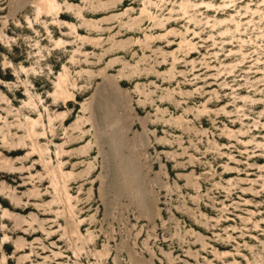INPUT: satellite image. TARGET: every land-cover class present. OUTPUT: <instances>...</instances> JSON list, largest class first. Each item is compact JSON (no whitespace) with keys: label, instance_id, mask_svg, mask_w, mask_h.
Returning <instances> with one entry per match:
<instances>
[{"label":"rangeland","instance_id":"374dc122","mask_svg":"<svg viewBox=\"0 0 264 264\" xmlns=\"http://www.w3.org/2000/svg\"><path fill=\"white\" fill-rule=\"evenodd\" d=\"M40 1L0 0V264H264L263 0Z\"/></svg>","mask_w":264,"mask_h":264},{"label":"bare ground","instance_id":"6f19581e","mask_svg":"<svg viewBox=\"0 0 264 264\" xmlns=\"http://www.w3.org/2000/svg\"><path fill=\"white\" fill-rule=\"evenodd\" d=\"M130 1L131 0H123L121 2L123 4H125V7H128V4H129ZM134 2H136V1H134ZM263 3H264V0H263ZM201 4H206L207 7L214 6V5H211L210 3H207L205 0ZM199 5L200 4H193L192 6L196 8ZM36 8H37V16H38V18H40V16H42V15H45V16H48V17H50L52 15L53 16H57L56 19L53 20V22L51 23V25H53L55 27L60 26L61 28L63 26L64 27H70L74 32L78 33V29H79L78 26L74 25L73 23H70V22H67V21H63V19H62L61 16H62V14H64V12H67V11H64L63 10L62 6L59 3V0H41L38 4H36ZM99 8H102V5L97 6L96 9H99ZM182 10H183V12H184L185 15H188L189 14V6L186 3H183ZM145 11H146V9H144L142 12L144 13ZM96 12H98V11H96ZM248 12L245 13L246 15L243 18L237 19L235 17L232 20V22L235 24V31H236V33H241L242 32V29H243L242 26L243 25H246L247 26V21L250 18H252V19L249 21V23H251V22L255 21L256 19H258L260 17V14H261L260 9H258L257 11L252 12L251 15H249ZM257 15H259V16L257 17ZM79 16L82 17V18H84V15L81 14V13L79 14ZM247 17H249V18H248V20L245 23L244 22V18H247ZM192 21H194V19H191V22ZM174 22H176V21L173 20V19L170 20V23H174ZM226 22H227V19L226 20H219V24L218 25H224ZM195 23L197 24V22H195ZM225 25H224V27H225ZM214 27H215V25H214ZM230 31H231V27L230 26H226V29L223 30V31L221 30V32H220L221 33V36L224 37V38L225 37H232L233 39H235L236 38V35L234 33H230ZM195 35H197V37H198V32L197 31H195ZM199 37H201V36H199ZM160 38H165V37L164 36H161ZM240 39H242V38L240 37ZM51 41L54 43L55 49H59V48L65 47V45L67 44L63 39H55V38H53ZM190 44L193 47L192 49L195 50L196 49V46H195L194 42L191 41ZM193 50H192L191 54H194V53L197 52V51H193ZM231 52H234V51L231 50ZM243 55H245V53H243ZM67 84H68V75H67V73L60 75L59 80H58V82H56V85H55L56 86V91L54 92V96L57 97V98L58 97H62V98L67 97V95H68V93H67L68 92V90H67ZM33 123L36 124L37 121H33ZM33 133H34V135H36L35 130L33 131ZM13 150H16L15 152H18V151H20L22 149L21 148H16V149H13ZM36 152H40V151L37 148H34L33 153H30L27 156L28 157H36V155H37ZM61 153L64 154L65 153V150L62 149V150H60L58 152V154H61ZM41 154H42V151H41ZM6 160L11 165L13 164L12 163L13 162L12 160H9V159H6ZM12 168L15 169L14 167H12ZM51 173H53V172H51ZM70 175H67V176H70ZM51 176H52V174H51ZM68 200H69V202H71V200H72V196L69 195V193H68ZM29 209H31V206H28L27 208H25V210H29ZM18 246L19 247H22L23 245H21V246L18 245Z\"/></svg>","mask_w":264,"mask_h":264}]
</instances>
